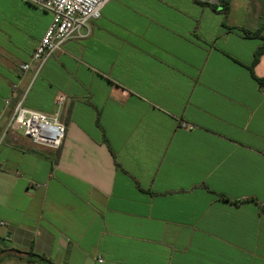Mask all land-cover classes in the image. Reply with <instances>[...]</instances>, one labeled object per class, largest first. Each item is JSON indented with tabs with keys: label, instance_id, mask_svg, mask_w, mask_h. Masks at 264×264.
<instances>
[{
	"label": "crops",
	"instance_id": "1",
	"mask_svg": "<svg viewBox=\"0 0 264 264\" xmlns=\"http://www.w3.org/2000/svg\"><path fill=\"white\" fill-rule=\"evenodd\" d=\"M217 3L108 0L34 78L52 15L0 0V128L21 98L66 124L0 146V264H264V0Z\"/></svg>",
	"mask_w": 264,
	"mask_h": 264
},
{
	"label": "built area",
	"instance_id": "2",
	"mask_svg": "<svg viewBox=\"0 0 264 264\" xmlns=\"http://www.w3.org/2000/svg\"><path fill=\"white\" fill-rule=\"evenodd\" d=\"M51 13V21L34 49L30 59L20 65V74L33 72L36 78L43 69L49 56L62 50L65 42L73 37H85L89 33L91 22L100 18L102 9L108 0H25ZM85 29V31H82ZM65 94H57L55 103L62 106ZM10 98L5 101L8 103ZM184 128H193V124L181 120ZM21 131L34 144L59 148L64 140L66 124L61 120L59 111L46 113L28 107L24 98L14 106L13 114L4 129L0 128V146L8 132ZM0 162V170H1ZM0 224H4L0 221ZM102 261V258H99Z\"/></svg>",
	"mask_w": 264,
	"mask_h": 264
},
{
	"label": "trees",
	"instance_id": "3",
	"mask_svg": "<svg viewBox=\"0 0 264 264\" xmlns=\"http://www.w3.org/2000/svg\"><path fill=\"white\" fill-rule=\"evenodd\" d=\"M217 4H219V6L221 7V11L223 12L226 18L227 14L229 13V9H230V0H218ZM240 29L246 35H260V30L252 31L247 28H240ZM262 38H263V44L257 48L255 52V60H257L258 57L264 52V36ZM254 76L261 85H264V77H259L255 74ZM29 254L33 257L32 259L29 260L31 262H38L40 264H54L49 258H47L44 255L35 254L33 252H29Z\"/></svg>",
	"mask_w": 264,
	"mask_h": 264
},
{
	"label": "water",
	"instance_id": "4",
	"mask_svg": "<svg viewBox=\"0 0 264 264\" xmlns=\"http://www.w3.org/2000/svg\"><path fill=\"white\" fill-rule=\"evenodd\" d=\"M210 1L215 2V1H217V0H210Z\"/></svg>",
	"mask_w": 264,
	"mask_h": 264
}]
</instances>
